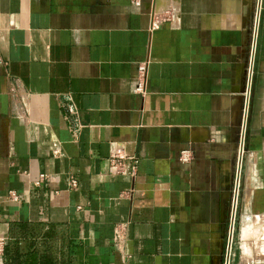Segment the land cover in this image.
<instances>
[{
    "label": "crops",
    "instance_id": "obj_1",
    "mask_svg": "<svg viewBox=\"0 0 264 264\" xmlns=\"http://www.w3.org/2000/svg\"><path fill=\"white\" fill-rule=\"evenodd\" d=\"M0 240L2 264H264V0H0Z\"/></svg>",
    "mask_w": 264,
    "mask_h": 264
},
{
    "label": "built area",
    "instance_id": "obj_2",
    "mask_svg": "<svg viewBox=\"0 0 264 264\" xmlns=\"http://www.w3.org/2000/svg\"><path fill=\"white\" fill-rule=\"evenodd\" d=\"M135 92L143 94L144 93L143 86L141 84H138V86L135 88ZM68 114H70V115H72L74 117L75 126L73 128H71L70 130H71V133L73 134V136H75V134L77 133V130L80 128V125H79L78 119H77L78 112H77V110L75 108H70V109H68ZM53 153L55 155H59L60 154V152L58 150H55ZM123 156L124 155H123V151L122 150H116L113 153L112 157H111V164L113 166L117 165L118 160L124 158ZM189 158H190V155H189V153L187 151H182L180 153V157H179L180 162L186 163L189 160ZM134 163H136V162H134ZM39 179H41V180L44 179V176L41 175L39 177ZM69 186L72 189L76 188L77 182H76V180L74 178H70L69 179ZM8 197L11 200H13V201H17V195L14 192L8 193ZM119 238H120V234H115L114 240L117 241ZM3 250H4V241L0 240V257L3 254ZM0 264H2L1 258H0Z\"/></svg>",
    "mask_w": 264,
    "mask_h": 264
},
{
    "label": "water",
    "instance_id": "obj_3",
    "mask_svg": "<svg viewBox=\"0 0 264 264\" xmlns=\"http://www.w3.org/2000/svg\"><path fill=\"white\" fill-rule=\"evenodd\" d=\"M259 6H258V8H259ZM243 131H244V128H243ZM242 144H243V138H242ZM242 144H241V152H242Z\"/></svg>",
    "mask_w": 264,
    "mask_h": 264
},
{
    "label": "bare ground",
    "instance_id": "obj_4",
    "mask_svg": "<svg viewBox=\"0 0 264 264\" xmlns=\"http://www.w3.org/2000/svg\"><path fill=\"white\" fill-rule=\"evenodd\" d=\"M248 96V95H247ZM242 135V134H241Z\"/></svg>",
    "mask_w": 264,
    "mask_h": 264
}]
</instances>
